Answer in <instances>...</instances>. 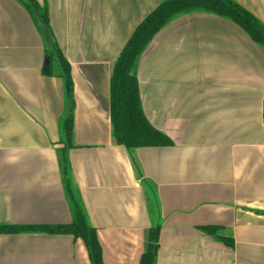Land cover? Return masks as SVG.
I'll return each mask as SVG.
<instances>
[{
	"label": "crops",
	"instance_id": "crops-1",
	"mask_svg": "<svg viewBox=\"0 0 264 264\" xmlns=\"http://www.w3.org/2000/svg\"><path fill=\"white\" fill-rule=\"evenodd\" d=\"M36 2L71 86L60 64L47 74L54 48L37 19L0 0V226L73 223L60 153L71 113L72 188L105 264H140L153 231L156 264H264V48L209 13L168 24L137 78L146 118L173 145L130 151L112 135V72L162 0ZM235 2L264 24V0ZM0 264L91 260L81 239L22 232L0 235Z\"/></svg>",
	"mask_w": 264,
	"mask_h": 264
},
{
	"label": "trees",
	"instance_id": "trees-1",
	"mask_svg": "<svg viewBox=\"0 0 264 264\" xmlns=\"http://www.w3.org/2000/svg\"><path fill=\"white\" fill-rule=\"evenodd\" d=\"M18 1L37 19L36 22L39 24L40 30L52 39L51 47L54 48V55L49 53L51 63L47 69V74L52 75L54 64H60L61 71L67 78L69 86H71L70 67L56 42L53 41L48 8L41 7L36 0ZM192 12H205L224 18L241 28L253 42L264 48V24L236 3L235 0H162L157 9L149 14L136 28L113 68L111 77V123L112 135L117 145L130 151L173 145L169 137L151 125L143 112L137 71L141 56L159 32L175 19ZM73 124L74 118L70 113L64 121L63 149L60 151L64 187L71 204L73 223L68 226L54 227L0 226V235H12L22 232L71 235L85 243L91 264H105L97 233L90 227L72 188L68 151L73 148ZM218 230L211 227L203 229L204 232L213 235H216ZM218 239L227 245L232 244L231 239L224 237H218ZM157 253V234L153 231L150 233L140 264H156Z\"/></svg>",
	"mask_w": 264,
	"mask_h": 264
},
{
	"label": "water",
	"instance_id": "water-1",
	"mask_svg": "<svg viewBox=\"0 0 264 264\" xmlns=\"http://www.w3.org/2000/svg\"><path fill=\"white\" fill-rule=\"evenodd\" d=\"M50 38V37H49Z\"/></svg>",
	"mask_w": 264,
	"mask_h": 264
}]
</instances>
